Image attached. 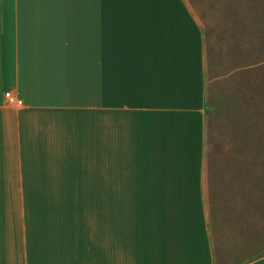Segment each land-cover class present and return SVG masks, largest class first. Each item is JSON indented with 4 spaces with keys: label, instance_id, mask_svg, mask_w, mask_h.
I'll list each match as a JSON object with an SVG mask.
<instances>
[{
    "label": "crops",
    "instance_id": "obj_1",
    "mask_svg": "<svg viewBox=\"0 0 264 264\" xmlns=\"http://www.w3.org/2000/svg\"><path fill=\"white\" fill-rule=\"evenodd\" d=\"M208 35L187 0H0V264H264L213 232L259 193L207 174L209 117L231 93L249 116L264 61L228 71L242 56ZM114 193L139 202L136 253L115 251Z\"/></svg>",
    "mask_w": 264,
    "mask_h": 264
},
{
    "label": "rangeland",
    "instance_id": "obj_2",
    "mask_svg": "<svg viewBox=\"0 0 264 264\" xmlns=\"http://www.w3.org/2000/svg\"><path fill=\"white\" fill-rule=\"evenodd\" d=\"M187 2L203 23L205 31L208 32L213 43L217 45L218 42H222L224 47L222 50L225 53L242 56V58H238L237 64L227 61L226 69L228 71H232L235 67H245L264 61V0H187ZM227 49L228 51H226ZM258 83V102L255 107L246 111L248 117L239 116L234 101L235 93H229L227 102L221 104L220 115L218 114L215 118L209 117L207 128L209 165H207V174L214 191L221 187L226 189V193H259L258 207L260 209L264 208L263 71L258 72ZM245 123H247V127H244ZM246 128L248 132L244 131ZM237 147L243 148L238 149ZM230 161H235V163L229 165ZM27 194L30 196L37 195V193ZM54 194L60 198L57 204L63 205L64 202H67L72 205L73 199L67 197L66 193ZM96 194L98 199L102 200L100 194ZM85 197L86 199L87 197L92 200L96 199L91 194H86L83 199ZM131 198L130 193H126L125 198H123V193H114L115 251L121 246L116 242L117 239L127 235H131L134 239L128 244V248L133 253L139 251V235L142 233L141 229L144 228L141 224L139 226L137 222L139 219L137 212L139 202L138 200L134 202L135 199L133 198L134 204L131 205L128 202ZM68 199L70 201H67ZM81 203L78 204L81 206ZM35 206H39V203ZM253 214L252 211L249 220L241 227H237L238 230H213L214 233L219 234L222 244L218 246H222L221 251H225L224 258L231 257L232 259L234 257L229 255L230 251L228 250L230 248L232 251L235 249L232 245L229 248L227 244H230L231 240L236 244L235 250L241 251V257H249L248 255L244 256V253H251L250 256H252L256 252H264V213ZM148 221H152V219ZM146 223L148 222L146 221ZM149 223L152 225V222ZM123 227L126 228L123 229ZM220 235H224L223 240ZM239 256L237 254L235 257ZM128 258L126 261H122L121 257L115 253L114 264H135L137 261L134 256H131L129 261ZM220 263L234 264L231 261H221Z\"/></svg>",
    "mask_w": 264,
    "mask_h": 264
},
{
    "label": "built area",
    "instance_id": "obj_3",
    "mask_svg": "<svg viewBox=\"0 0 264 264\" xmlns=\"http://www.w3.org/2000/svg\"><path fill=\"white\" fill-rule=\"evenodd\" d=\"M5 101L8 105H17L20 106L23 102L18 99L11 91L6 92Z\"/></svg>",
    "mask_w": 264,
    "mask_h": 264
}]
</instances>
